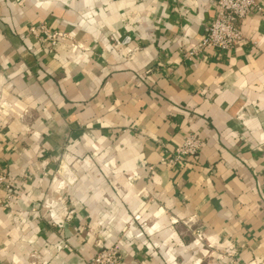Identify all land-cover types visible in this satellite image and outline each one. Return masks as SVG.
<instances>
[{
    "label": "crops",
    "instance_id": "obj_1",
    "mask_svg": "<svg viewBox=\"0 0 264 264\" xmlns=\"http://www.w3.org/2000/svg\"><path fill=\"white\" fill-rule=\"evenodd\" d=\"M0 0V264H264V0ZM73 36L46 49L29 31ZM198 134L187 164L162 162ZM13 195L12 198L8 197Z\"/></svg>",
    "mask_w": 264,
    "mask_h": 264
},
{
    "label": "built area",
    "instance_id": "obj_2",
    "mask_svg": "<svg viewBox=\"0 0 264 264\" xmlns=\"http://www.w3.org/2000/svg\"><path fill=\"white\" fill-rule=\"evenodd\" d=\"M262 11L263 7L257 0H217L216 14L211 23L206 27V34L199 48L185 52V56H192L200 49L219 48L232 49L244 37L243 20L253 11ZM30 33L42 43L46 49L56 46L60 40H73V36L63 31L52 29L46 24L31 25ZM203 139L198 134L184 137L183 141L167 154L162 156V162L171 166L187 164L199 154ZM8 176L0 166V191L9 188ZM10 197V195H9ZM123 255L119 247H102L92 258V264H121ZM230 264H240L233 260Z\"/></svg>",
    "mask_w": 264,
    "mask_h": 264
},
{
    "label": "rangeland",
    "instance_id": "obj_3",
    "mask_svg": "<svg viewBox=\"0 0 264 264\" xmlns=\"http://www.w3.org/2000/svg\"><path fill=\"white\" fill-rule=\"evenodd\" d=\"M9 197V196H8ZM13 197V195H10V198H12ZM114 246H116V245H114ZM117 247V246H116ZM101 249V248H100ZM93 258V257H92ZM92 258H91V261H90V264H92Z\"/></svg>",
    "mask_w": 264,
    "mask_h": 264
},
{
    "label": "bare ground",
    "instance_id": "obj_4",
    "mask_svg": "<svg viewBox=\"0 0 264 264\" xmlns=\"http://www.w3.org/2000/svg\"><path fill=\"white\" fill-rule=\"evenodd\" d=\"M107 247H111V246H107Z\"/></svg>",
    "mask_w": 264,
    "mask_h": 264
}]
</instances>
